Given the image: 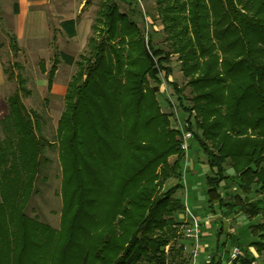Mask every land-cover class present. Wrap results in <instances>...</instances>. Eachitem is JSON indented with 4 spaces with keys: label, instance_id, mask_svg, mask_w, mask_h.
<instances>
[{
    "label": "trees",
    "instance_id": "16d2710c",
    "mask_svg": "<svg viewBox=\"0 0 264 264\" xmlns=\"http://www.w3.org/2000/svg\"><path fill=\"white\" fill-rule=\"evenodd\" d=\"M156 2L171 50L145 41L117 0H103L89 50L76 61L58 122L70 189L51 256L23 223L47 140L37 131V113L23 102L32 94L27 77L5 68L8 79H17L7 100L9 116L30 172L21 200L0 179V264H168L164 248L177 233L175 213L185 209L175 197L185 153L180 130L170 126L155 98L158 87L148 78L159 81L161 72L169 77L164 62L173 53L194 91L188 109L201 118L199 142L216 169L207 176L210 203L224 205L218 187L228 177L225 163L245 192L252 185L264 190V0ZM5 32L11 48L19 50L16 36ZM56 66L55 60L48 72L49 91ZM171 155H177L173 163ZM0 156L9 161L1 138ZM170 178L178 182L162 191ZM244 210L260 213L252 203ZM255 245L264 252V242ZM243 263L250 259L244 256Z\"/></svg>",
    "mask_w": 264,
    "mask_h": 264
},
{
    "label": "rangeland",
    "instance_id": "374dc122",
    "mask_svg": "<svg viewBox=\"0 0 264 264\" xmlns=\"http://www.w3.org/2000/svg\"><path fill=\"white\" fill-rule=\"evenodd\" d=\"M102 2L103 0H87L77 28L73 25L74 27L69 29L67 27L63 32L58 28L60 21L57 20V16L50 18L55 33L53 46L55 53L58 51L57 63H63L58 82L64 83V86H68L76 72V61L80 55L86 54L89 50V39L93 34L91 27ZM117 2L121 11L141 29L145 41L151 42L155 48L171 50V43L158 14L156 0H117ZM19 50L10 47L9 35L0 34V59L3 61L4 71L8 68L15 74L21 72L27 77V86L32 94L23 97V102L28 110L37 113L39 122L37 131L47 140L40 170L23 207V223L26 229L33 231L41 250L47 256H51L59 239L70 189L60 157L61 138L58 134V122L65 108V99L64 93L47 95L40 93L41 74L38 66L35 65V59L28 57L24 50ZM170 58V61L164 62V65L171 69L169 77L161 72L159 81L150 77L148 79L152 87H158L155 98L162 112L169 115L170 126L178 130L193 129L194 131V144L191 140L188 152L190 159L186 162V166H183L181 180L183 187L177 190L179 195L175 193V197H182L180 199H183L182 201L202 223L200 241L206 243L207 247L205 252H199L197 264H200V261L203 264H226L229 250L233 245L240 246L243 255L232 264H248L243 263L244 256L250 259V264H264V252L257 250L255 245L258 241L264 242V190L258 185L254 187L252 185V189L245 192L239 175L225 163L224 175L228 177L221 181L218 187L224 205L220 206L218 201L210 203L207 176H213L216 169L208 163L207 155L199 142V139L204 137V131L197 123L201 118L196 109H188L194 104L192 100L194 91L188 82L189 78L183 74L178 54L173 53ZM15 62L21 66L14 65ZM17 87L15 78L7 77L0 81V138L9 157V161L6 162L0 156V179L4 181L6 189L11 193H17V198L21 200L28 186L30 170L25 162L24 147L19 142L20 134L9 116L7 101ZM178 138L180 140L179 135ZM172 156L177 158V155L169 156V163L174 162ZM176 182H178L176 178L168 179L161 190L166 191ZM251 203L260 208V213L256 216H250L244 210L245 206ZM186 212L185 205L184 210L175 213V218L179 221L177 233L164 248L168 254V264H188L192 260L194 243L185 237L182 229L187 217Z\"/></svg>",
    "mask_w": 264,
    "mask_h": 264
},
{
    "label": "crops",
    "instance_id": "0c3cea01",
    "mask_svg": "<svg viewBox=\"0 0 264 264\" xmlns=\"http://www.w3.org/2000/svg\"><path fill=\"white\" fill-rule=\"evenodd\" d=\"M86 2L87 0H0V34L6 35L5 30L13 33L17 38L20 50H24L28 57L35 59V65L38 66L41 74L39 91L43 95L48 93H64L65 95L67 90L64 83L58 82L61 78L59 73L63 64L61 62L57 63L51 90L48 89L49 71L47 72V69L51 62L53 65L55 60L58 61L56 58L58 51L55 53L53 46L55 33L50 18L51 16H57V20L60 21L58 28L63 32L67 30V27L68 29L74 27L73 25L77 28ZM54 10H57V12ZM59 33L61 32L59 31ZM5 79H7V75L4 71L3 61L0 59V81ZM172 157L173 160L176 159L175 156ZM183 166L185 167L186 164L184 163ZM180 184L183 187V181H180ZM176 195H179L178 191ZM185 205L187 206L186 203ZM206 247V243L200 242V252H205ZM200 264L203 263L200 261Z\"/></svg>",
    "mask_w": 264,
    "mask_h": 264
},
{
    "label": "built area",
    "instance_id": "2783aa9c",
    "mask_svg": "<svg viewBox=\"0 0 264 264\" xmlns=\"http://www.w3.org/2000/svg\"><path fill=\"white\" fill-rule=\"evenodd\" d=\"M180 147L185 153V164L189 160V148H190V141L193 140L194 137V131L193 129H181L180 130ZM187 214L186 219L183 222V233L185 237L189 240H191L194 243L193 248V254H192V260L189 261L188 264H197L198 262V256L200 252V239L202 236V223L199 221V217L194 214L189 207H187ZM243 255L242 250L240 246L233 245V247L229 250V257L226 262V264H232L233 262L240 259V257Z\"/></svg>",
    "mask_w": 264,
    "mask_h": 264
}]
</instances>
